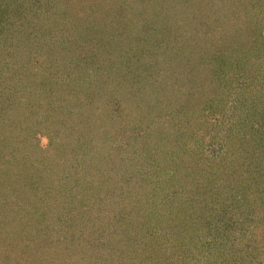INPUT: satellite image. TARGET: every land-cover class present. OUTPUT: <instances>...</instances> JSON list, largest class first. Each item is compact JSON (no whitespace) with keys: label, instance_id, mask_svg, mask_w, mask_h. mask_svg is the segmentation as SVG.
<instances>
[{"label":"rangeland","instance_id":"obj_1","mask_svg":"<svg viewBox=\"0 0 264 264\" xmlns=\"http://www.w3.org/2000/svg\"><path fill=\"white\" fill-rule=\"evenodd\" d=\"M22 1L0 0L4 9L0 12V27L8 31L10 38L5 43L10 45L15 39L19 45L15 46L17 53L3 52L5 58L0 60L10 62L2 63L5 69L0 66V112L9 114L18 123L28 121L25 123L29 131L34 127L27 139L28 145L37 146L38 150L52 146L56 152H63L62 160L68 159L63 161L61 172L69 165V169L74 168L70 173H76L81 179L86 169L87 179L101 176L99 181L106 189L102 194L112 199L98 203L97 209L101 211L93 217L90 228L72 229L63 237L72 239L69 242L76 244L78 254L94 250L89 253L86 264H121L120 252L130 249L134 255L140 250L138 247L144 252L140 264H171L176 260L175 264H218L223 260L228 264H242L245 246L264 240V6L253 1L247 3L245 9L255 17L249 23L245 9L238 6L235 13L231 11L229 19L237 22L236 29L246 33V38L240 40L241 45L227 39L230 44L227 48L222 37L213 44L202 40L204 32H220L216 26L218 20L213 25L207 22L202 31L195 28L198 37L194 40L186 37L188 30L181 33L171 11L175 0H147L146 6L129 15L105 17L96 12L54 19L52 14L47 20L38 19L35 26L19 23L20 20L12 25L10 21L24 14H17V6ZM105 2L110 7L111 0ZM206 2L208 8L209 1ZM113 6H116L114 2ZM208 11L209 15L213 12ZM145 25L152 26L145 44L133 42V36L122 39L128 42L125 44L111 42L115 39L113 33L118 37L124 32H118V26L143 29ZM113 50L117 52L110 53ZM83 51L91 54L90 61H97V70L104 61V72H98L104 89L95 88L105 94L100 104L107 105L113 96L120 97L121 109L113 113L109 106L108 111H103L106 116L97 118L93 125L87 116L91 106L84 100L94 98V94L86 89L88 85L80 83L76 73ZM45 56V63L49 59L57 69H64L58 72L57 79L66 81L68 100H63L66 96L63 89H60L62 94L41 93L50 87L47 84L52 79H46L45 85L38 87L32 84L34 79L43 78L49 68L45 64L34 66L35 60H43ZM104 57L117 59L124 70L115 74L110 70L111 60ZM200 62L205 64L198 65ZM144 64L152 67L151 75L140 73ZM29 68L36 73L34 77L30 76ZM156 70L161 74H155ZM172 75L179 81L174 85L177 89H172L169 83ZM130 90L138 91L134 98ZM42 97L49 99L42 107L47 111L35 115L29 122L27 113L37 110ZM131 103L137 104L133 118L124 116ZM80 104L85 109L83 117L72 118L69 109ZM53 107L59 112L55 115L62 120L78 119L74 123L83 140H77L79 132H65L59 119L53 124L56 120ZM132 112L133 109L129 111ZM48 115L54 117L50 119L52 123L46 121ZM0 126L3 129L8 126L4 116L0 117ZM125 138L132 141L131 147L125 145ZM212 141L223 147L225 155L221 154L223 160L219 162L207 155L212 152L209 147ZM97 155L105 156L106 161L98 162ZM160 165H166L165 170ZM94 189L92 186L90 190ZM99 189L102 190L101 185ZM20 196L24 198L18 208L22 221L28 224L24 234L28 238L18 244L5 241L4 234V240L0 237V248L4 251L2 246L10 247L20 256L7 264H39L38 253H43V249L39 248L35 235H39L37 229L49 220L43 219L42 204L29 203L32 197L21 192ZM109 209L112 213L107 217L103 210ZM222 232L223 236L233 235L231 245L226 248L228 254L220 247V260L208 261L205 242L209 243ZM234 236L238 241L232 248ZM160 242H164V257L156 248ZM165 255L174 257L165 260ZM25 256L29 263L20 259ZM96 257L99 261L94 262Z\"/></svg>","mask_w":264,"mask_h":264},{"label":"trees","instance_id":"obj_2","mask_svg":"<svg viewBox=\"0 0 264 264\" xmlns=\"http://www.w3.org/2000/svg\"><path fill=\"white\" fill-rule=\"evenodd\" d=\"M146 1L147 0H128V1L111 0L110 7H107L105 4L106 3L105 0L104 1L103 0H23L21 2L22 4L17 6L18 9L17 14L22 15V13H24L23 16L17 17L18 20L15 21L12 20V23L11 21L9 23L13 25L17 23L16 21L20 20L19 23L22 22V24H25L27 26L29 25L35 26L37 22H39L38 19L47 20L48 19L47 17H50L52 14L55 16L54 19H57L58 17L62 18V17H66L67 15H75V14L82 17L79 14L81 13L93 14L96 12H101V14L102 15L104 14L105 17L106 15L115 16L114 14L129 15L136 13L137 8L141 9V7L146 6L145 5ZM171 1L173 2V0ZM208 1H209L208 8L210 7L209 9L207 8L206 0H201V2L205 4V7H202V3H200L199 0H175V3L173 4V6H171V11H173L172 14L174 15L175 22L177 23L176 27L177 29H181V33L184 32V29L188 30L186 37L190 36L189 40H194L195 37H198L194 32L195 28L198 31L199 30L202 31V28L205 27L207 22H210L213 25L215 24L214 22L218 20L216 26L219 28L220 32L219 33H214V31L213 32L207 31V33L204 32L203 34L204 36L202 37V40L203 42H206L208 44L210 42L213 44L214 42L218 41L219 37H222L223 44L227 48L230 47L228 41L232 43L236 40L239 42L238 45H241L242 41L240 40L246 38V33L236 29L237 22L233 23L229 19L231 11H234L235 13V9L238 6L241 7L243 10L245 9L247 3L249 2L250 4L251 1H253L254 3L255 2L261 3V6H264L263 3L264 0L263 2H261V0H248L242 5L239 4L243 0H208ZM113 2L116 5L115 7L113 6ZM112 6L113 8H111ZM18 7H22V8H18ZM211 9L213 10V12L210 11ZM56 10L57 13H54L53 11ZM208 10L211 12L210 15L209 13L206 12ZM255 10L256 13H258L257 9ZM2 11H4V9L3 7L0 6V12L2 13ZM45 11L46 13H44ZM245 11L247 12L248 15L247 23L252 22V20L255 17H253L252 16L253 14H251L247 9H245ZM238 15L239 13L237 12L236 19L239 18L237 17ZM199 18L201 19L200 22H198ZM104 20L105 18H103V20L101 21ZM1 29L2 28L0 27V30ZM148 29L152 30V26L145 25L143 29L142 27H138L137 29H131L129 28V26H118V32L124 31L119 35L121 40H119V36L117 37V33L115 32L113 33V38L115 37V39L112 40L111 42L114 43L115 40L116 42L117 41L122 42V39L133 36V40H132L133 42L143 45L146 43L147 40L146 35L150 34V31ZM192 30L193 32H191ZM1 31H0V60H2V58H5L2 57L3 52H7L8 54L10 53L15 54L18 52L15 46L17 47L19 46L17 43L15 44V39L14 41L10 40L12 42L10 45L5 43L8 39H10L9 36L7 35L8 31L3 30V33H1ZM125 43L122 42V44ZM129 44L131 43L129 42ZM131 45L132 47L135 46L133 45V43ZM199 50H201V48H199ZM43 52L44 54L46 53L45 51ZM114 52H117V50H113L110 53L113 54ZM128 53L129 52H126L125 54ZM197 53H198V47H197ZM107 54H109V51H107ZM200 54L203 53L201 52ZM89 55L91 54L90 53L88 54V51L87 52L83 51V56L81 57V59L78 60L79 65L77 69H79V71H76V73L79 75L80 83H82L83 85L84 84L88 85L89 87H87L86 89H90V92L91 93L93 92L94 94V98L90 97L84 100L86 101V103L88 102L87 104H89V106H91L89 107L90 109H88L90 114L87 112V116L91 117L88 118V120L90 121L89 124L93 125L94 123H97V118L101 120L102 117L106 116V114L103 113V111L105 110L108 111L109 106H112L113 113L118 112L121 109V107L119 105L120 104L119 96L118 97L113 96L111 98L112 101L109 100L110 102L108 101L109 104L107 105L100 104L102 98L105 99V97H103V95L105 94H103V92H101L100 90L98 91L99 88L104 87V83H103L104 81L103 80L101 81L98 72H104V69L102 67V64L104 65V61H102V63L99 62L100 67L97 70L98 67H96L97 64H95L97 61L96 60H94L93 62L90 61ZM46 58L47 57L45 56L43 60H41V58L39 60H35L36 62H34L35 63L34 66L38 67L45 64V65H49L48 69L50 70L46 69L45 70L46 73L44 74V77L39 78V80L37 81H35L34 79L32 81V84H35L38 87L40 86V84L45 85L44 81L46 79L47 80L52 79L50 80V83L47 84L50 87L47 90L42 89L41 93H44L45 95L47 94L54 95L53 93L50 92H54L56 94L60 92L62 94L61 90L63 89V92L66 94V96H63L64 97L63 100L64 101L68 100L69 94L65 91L64 88L66 86V81L63 82L62 81L63 78L60 80L57 79L58 72L59 71L63 72L64 69L61 67L57 69L56 65L53 64L54 62H52L51 60L50 63L49 59L48 62L45 63L44 60H47ZM105 59H107L108 61L111 60L112 65L111 68L110 67L109 68L111 71L114 70L113 72L115 74H118L117 72H119V70L122 71L124 70L123 66L116 61L117 59H114L112 57ZM7 62L8 61H1L0 66L3 69H5L4 66L7 65ZM2 63H5V65H3ZM8 64H10V62H8ZM201 64L203 65L205 63H201V62L198 63V65ZM24 66H26V64ZM124 66L126 67L125 64ZM143 67L144 70L141 71L140 73H148L149 75L153 73L151 66L147 67L144 64ZM29 70L31 71L30 76L34 77L36 73H34L30 68ZM110 70L109 73L111 72ZM157 73L160 75L161 71L156 70L155 74ZM82 74L84 75L83 80H82ZM22 76L23 75L21 73L20 75L21 79ZM146 78H149V76L146 75ZM7 83H9V81H7L6 84ZM13 83L15 84V82L12 81V84ZM169 83L172 86L171 87L172 89H177L175 88L174 85H177L179 81L176 80L175 75L174 76L172 75ZM96 86H98L99 88L95 89ZM31 87H33V85H31ZM50 89H52L53 91H50ZM135 91L136 92H132V91L130 92L133 95V98L135 94L138 93L137 90ZM78 97L79 96H77L76 99H78ZM41 99H43V97ZM48 100L49 99L47 98L43 99V102L40 106L38 105L40 103L37 104L36 107L37 110H30L27 113L29 122H31L34 119L35 115L40 116V114H42L43 111L44 112L47 111L46 110L47 108L42 109V107H44L43 104L45 103L47 104L49 102ZM77 106L78 108H74L72 106L69 109L70 114L73 115L72 118L81 117L83 115V112L85 110L84 106L81 107V104ZM136 106L137 104L131 103L128 106L127 108L128 111L126 110V114L124 116L132 117V118L136 116L134 111ZM132 109L133 112L131 114L129 113V111H131ZM52 110L54 111V107L52 108ZM53 113L54 115L55 114L59 115V112L54 111ZM56 115H55L56 120L55 121L53 120L55 122L53 123L54 125L56 124V121L59 119V121L62 124L61 125L62 128L65 127L66 129L65 132H67L68 134H73L75 132L80 131L77 125L74 123L78 119H74L75 121L73 122L70 121L69 119L62 120L60 117ZM3 116L5 118V123H7L8 126L5 127L4 129L0 126L1 128L0 131V237L2 238V236H4L5 234V236H7V238H5V241H10L12 243L16 242L18 244L19 242H22L24 239L26 241V239L28 238V236L24 235L26 232L25 230L28 229V224L22 221L21 219L22 212H20V209L18 208L20 207L19 201L22 200V198H24L23 196H20V192H21L24 196L32 197V199L28 201L29 203H32L33 205L42 204L43 206L42 215L45 216L43 219H46L47 221L49 220L48 223H43L41 225L42 227L37 229L39 235H35V237H37L38 239L39 248L43 249V253H38L40 255H38L39 261L37 262H39V264L89 263L87 258L89 257V253L93 252L94 250L89 251V253H84L85 252L84 251L83 253L81 252L80 254H78L79 250H77L76 244L71 245L69 241H71L72 239H65L64 235L68 234L72 229L78 230L80 228L83 229L84 227L86 230L90 228V226H92V221L94 220L93 217L95 215H99L101 211L97 209V206L98 207L100 206V204L98 205V203L103 200L104 201L112 200L108 197V194L103 195L106 189H104L105 186H103V183L99 181L101 179V176L95 175L87 179L85 174L87 173L88 169H86L84 177L83 179H81L82 177L80 178V176L77 175L76 173L73 174L70 173L71 171L74 170V168L69 169L70 168L69 165L63 168V172H61L60 168H62L63 166L64 163L63 161L68 159L67 157H65V159L62 160L64 157L63 152L60 151L56 152L55 148H52V146L48 150H38L37 146L33 147L28 145V143L26 142L27 139L29 138V135L31 136L30 132L34 130V127H32L31 130L29 131L27 125L28 123H25L28 121L22 120V122L20 121L18 123L16 120L10 118L9 114H3V112L2 113L0 112V117ZM50 119H54V117L50 118V116L48 115L46 121L52 123ZM37 121L38 120H36V122ZM23 124L24 127H22ZM14 133L15 135H13ZM83 139H84L83 135H81L79 132V135L77 136V140H83ZM124 143L128 147H131L132 145V141L128 138H125ZM209 147L212 148V152L211 154L209 153L207 155L211 157V160L216 159L218 162L221 159L223 160L221 154L225 155V153L222 151L223 148L222 146H219L218 143L212 141ZM68 153H69V149H68ZM104 157L105 156L102 157L101 155H97L96 160L98 162H103L104 160L106 161ZM208 159L210 160V158ZM181 163L182 162L180 161V163L178 164L181 165ZM151 165L153 166L154 164L151 162ZM160 166L165 170L166 165H160ZM81 180L83 184L80 182ZM100 185L102 187V190L99 189ZM92 186L95 187L93 191L90 190ZM103 206L108 207L106 205ZM103 211L105 212L107 217L110 216L112 213V209L103 210ZM8 222L10 225L9 227L7 226ZM5 224H6V228L4 227ZM32 237L34 236H30V238ZM232 238L233 235L228 234L226 236H223V232H222L219 233L218 236L212 239L209 243L205 242L206 243L205 252H206L207 260L208 261L211 260V262L220 260L219 259L220 254L218 252V248L223 247L224 251L226 252L227 246L231 245ZM2 239L4 240V238ZM236 241H238V238L237 236H234L232 248L235 247L234 242ZM258 241L259 239L256 240L253 245L249 244L248 246H245L246 250L242 254L243 258L241 259L242 264H264V240L259 242ZM156 246H157L156 247L157 251L160 253L161 256H163L162 253L164 251L166 252V250L163 249L164 242L162 243L160 242ZM2 247H4V251H2L0 248V258H1L0 260L2 264H7L9 261L12 262L13 259H18V257H20L19 255H15L16 253L12 252L10 247L7 246H2ZM141 248L142 247H138V250L139 249L140 250L137 252V254L134 253L135 256L133 255V252H131L130 249L121 251L119 256L121 264H140L141 262H143L144 252L142 251L143 249ZM101 249L103 251L105 250L103 248ZM179 250L182 252L181 248H179ZM231 252L232 251H230L229 254H231ZM226 254L228 253L226 252ZM161 256L157 257L156 259L161 258ZM173 257L165 255L164 259L167 260ZM42 258H44V260H42ZM20 259H23L24 263H29V259L26 256ZM93 261L94 262L99 261L98 257H96ZM175 262H177V260L173 261V263L171 264H175ZM161 264H166V263L162 262ZM218 264H228V263L226 262V260H223Z\"/></svg>","mask_w":264,"mask_h":264}]
</instances>
